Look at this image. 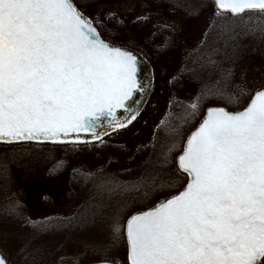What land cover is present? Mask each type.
Here are the masks:
<instances>
[{
  "label": "snow or ice",
  "instance_id": "obj_1",
  "mask_svg": "<svg viewBox=\"0 0 264 264\" xmlns=\"http://www.w3.org/2000/svg\"><path fill=\"white\" fill-rule=\"evenodd\" d=\"M215 4L218 14L264 13V0ZM138 66L73 0H0V141L100 139L105 119L125 127ZM178 165L190 177L183 191L114 225L129 264H264V90L242 111L209 109Z\"/></svg>",
  "mask_w": 264,
  "mask_h": 264
},
{
  "label": "rangeland",
  "instance_id": "obj_2",
  "mask_svg": "<svg viewBox=\"0 0 264 264\" xmlns=\"http://www.w3.org/2000/svg\"><path fill=\"white\" fill-rule=\"evenodd\" d=\"M90 12L89 16L99 24L107 22L110 14L116 15L125 23L129 22L128 25L132 21L131 18H144L148 14L142 0H121L112 4L99 5ZM214 16L215 12L210 11L198 23H189L183 16L176 15L166 17L165 23L176 33L177 39L189 36V40L196 44L203 40ZM108 27L110 29H107L108 38L106 40L131 46L128 44L129 35L126 32H115L112 30L113 26ZM139 51L149 58L153 66L154 86L148 104L129 127L94 143L74 142L28 146L0 144V181L5 174L9 180L8 191L6 195L0 191L2 195L0 198H8L7 194L10 192L9 195L14 197V201L21 206L20 210L30 222L56 219L64 223L78 218V224L81 227L78 229L74 224L71 225L73 230H70V233L74 234L73 236L80 240L84 237L85 241L90 243L93 232L97 230V226H100L108 230L107 235L110 234V239L106 243L109 245L114 241L111 231L114 230L116 224L113 221L115 214L122 213L121 211L126 209L130 202H133L135 206L140 205L149 197H154V194L161 196L164 191L172 193L185 184L186 175L180 178L171 175V170L175 169L173 149L164 155L165 158L170 157V159L164 162L165 171L159 176V185L150 187L145 183L146 180L143 181L145 177L147 179L148 175L149 177L152 175L146 171L147 164L152 154L156 128L168 112L171 93L169 77L177 69L178 63L175 58L168 56L161 58L162 61L154 65L155 55L152 51ZM263 86L264 59L245 60L238 68L232 89L236 106L230 109H240L247 105L254 92ZM180 132L183 133V128ZM92 177L101 181L106 180L110 184L107 185V192L104 196V198L108 196L109 198L100 205L96 202L93 208L91 204L90 206L85 205L86 197L89 202L95 201L96 196L91 194L97 193V190L92 192L90 189H94L93 185L88 183L93 181ZM165 181L169 182L167 187L163 184ZM87 186L89 189L86 195ZM1 187L6 188L0 183ZM4 203L3 205H7L10 202ZM11 208L14 209V206L12 205ZM102 211L105 213H101ZM9 221L10 217L0 214V227ZM62 225L67 226V224ZM102 240H105V237ZM0 250L6 258L12 260L11 264H18L19 258L23 257L22 246L13 237L0 236ZM94 250L98 249H85L77 242L54 247L43 263L87 264L102 260L117 263L111 259L96 258Z\"/></svg>",
  "mask_w": 264,
  "mask_h": 264
},
{
  "label": "trees",
  "instance_id": "obj_3",
  "mask_svg": "<svg viewBox=\"0 0 264 264\" xmlns=\"http://www.w3.org/2000/svg\"><path fill=\"white\" fill-rule=\"evenodd\" d=\"M74 1L82 11L90 15V11L96 6L112 4L121 0ZM142 1L145 3V10L148 12L146 17L131 18L132 21L128 25L129 22L125 23L116 15L110 14L107 22L100 24L96 22V25L105 39L108 38L107 29H110L108 26H113L112 30L115 32H126L129 35V45L138 50H149L154 53V65L162 61L161 58L168 56L175 58L178 63L177 69L169 77L171 93L168 101V112L156 128L152 154L147 164L146 171L152 175L143 179L150 187L151 185L154 187L159 185L160 174H164L166 165L164 162L170 159V157L165 158L164 155L168 154L169 150L173 149L174 154L175 169L171 170L172 177L180 178L184 175L177 167L176 157L183 149L188 133L209 106L214 104L225 105L229 108L236 106L232 89L239 66L250 58L264 59V13L259 11L247 12L240 17H233L225 13L218 14L213 0ZM210 11L215 12L214 19L203 40L196 44L189 40V36L177 39L176 33L165 23L166 17L176 15L183 16L189 23H198ZM193 103L197 105L196 109L191 108ZM181 128H183L182 134ZM28 145L32 144L12 146ZM92 178L93 181L88 183L93 185L92 188L94 189H90L92 192L97 190V193L91 194L96 196L95 201L89 202L88 197H86L85 205L90 206L91 204L93 208L96 202L100 205L101 202L109 198V196L106 198L104 196L107 192V185L110 184L106 180L101 181ZM0 183L6 186L4 189L0 188V191L6 195L9 184L6 174L5 177L3 175ZM163 184L167 187L169 182L165 181ZM88 189L87 186L86 195ZM176 191L177 189L172 193ZM9 194L10 192L7 194L8 198H0V214L10 217L9 222L1 225L0 236L13 237L22 246L23 257L22 260L19 258L18 264H45L43 263L45 258L54 247L66 246L74 242L80 243L85 249H98L94 250L96 258L115 260L118 264H129L127 242L123 230L119 234L115 233L114 230L111 231L114 235L112 238L114 241L107 245L106 243L110 239V234L107 235L108 230L97 226V230L93 232L89 243L85 241L84 237L80 240L70 233V230H73L71 229L73 224L80 229L78 218L64 223L56 219L30 222L20 210L21 206H18L14 197ZM170 194L171 192L165 193V191L161 196L154 194V197H149L136 206L130 202V205L121 211L122 213L114 215L113 221L120 225L124 221V225L127 218L137 209L152 206ZM0 196L2 197V195ZM4 202L10 203L3 205ZM12 205L14 209L11 208ZM105 211L101 213H105ZM62 224H67V226ZM103 237L105 240H102ZM7 259L11 263L12 260Z\"/></svg>",
  "mask_w": 264,
  "mask_h": 264
},
{
  "label": "water",
  "instance_id": "obj_4",
  "mask_svg": "<svg viewBox=\"0 0 264 264\" xmlns=\"http://www.w3.org/2000/svg\"><path fill=\"white\" fill-rule=\"evenodd\" d=\"M73 2L75 3V1L73 0ZM215 2V0H214ZM76 4V3H75ZM77 5V4H76ZM216 5V4H215ZM78 7V6H77ZM78 9L86 16L88 17L90 20H92L88 15H86L79 7ZM255 10H252V11H246V12H253ZM245 12V13H246ZM224 13H229V12H224ZM231 14V13H230ZM244 14V13H243ZM233 15V14H232ZM242 15V14H240ZM233 16H239V15H233ZM93 24L96 26L95 22L92 20ZM97 28V31L100 33L98 27L96 26ZM101 35V33H100ZM101 38H103V36L101 35ZM105 42H108L114 46H117V47H122L124 49H128V50H131L133 51L139 58V66H138V80L140 82V85H141V89L142 90H139L137 91L133 97L127 101V106L128 108L131 110V112H135L137 113L136 114V118L134 120L131 121V123H128L125 127L123 128H119V129H111L109 128L107 125H108V120L105 119V120H102L101 123L97 126V129L96 131L98 133L101 134V138L100 139H96L93 137L92 133H85V132H81L79 133V137H80V140L81 141H88V142H98L104 138H106L107 136L117 132V131H120V130H123L127 127H129L133 122H135L137 120V118L139 117V115L142 113V111L144 110V108L146 107V105L148 104L150 98H151V95H152V91H153V86H154V70H153V66L149 60V58L144 54L142 53L141 51L131 47V46H128V45H125V44H118V43H115V42H111V41H108L106 39H104ZM260 90H264V86L257 89L253 96L251 97L250 101L248 102L247 105H245L244 107L240 108V109H230L224 105H212V106H209L204 115L202 116V118L200 119V121L198 122V124L195 126V128L188 134L186 140H185V143H184V147L182 149V151L179 153V155L177 156L176 158V162H177V166L179 168V165H178V158L180 155L183 154V150L184 148L186 147L187 145V141L188 139L191 137V135L199 128L200 124L205 120L207 119V114H208V111L209 109H212V108H223L225 109V111H229V112H238V111H242L244 110L251 102L252 99H254V96L255 94L260 91ZM130 115V112L129 111H125L124 109H118L117 110V116L118 118H120L121 120H126ZM107 133V134H103V133ZM75 136L76 134H72L67 140H64L63 142H54V141H49V140H40V141H37V140H20V141H14V142H4V141H0V143H5V144H19V143H36V144H58V143H64V142H77L75 140ZM180 169V168H179ZM180 171H182L180 169ZM183 172V171H182ZM185 173V172H183ZM187 175V182L185 183V185L180 188L177 192L165 197L163 200H160L159 202H157L156 204L148 207V208H144V209H139L137 211H135L133 214H136V213H139V212H143V211H147V210H150L152 209L153 207H156L159 205L160 202L166 200V199H169L171 197H173L174 195H177L179 194L181 191L184 190V188L186 187L187 183L190 181V177L188 176L187 173H185ZM131 214L128 219L133 215ZM127 219V220H128ZM127 223V221H126ZM126 225V224H125ZM125 236H126V233H125ZM127 241V239H126ZM0 256H3L5 259L6 257L2 254V252L0 251ZM105 261L107 262V264H116L115 262L113 261H109V260H102V261H97V262H89L87 264H105ZM6 264H10L8 262V260L6 259Z\"/></svg>",
  "mask_w": 264,
  "mask_h": 264
},
{
  "label": "bare ground",
  "instance_id": "obj_5",
  "mask_svg": "<svg viewBox=\"0 0 264 264\" xmlns=\"http://www.w3.org/2000/svg\"><path fill=\"white\" fill-rule=\"evenodd\" d=\"M214 1V0H213ZM214 5H215V2H214ZM215 8L217 9V7H216V5H215ZM225 14H229V15H231V16H233L232 14H230V13H225ZM245 14V13H244ZM243 15V14H242ZM242 15H239V16H233V17H240V16H242Z\"/></svg>",
  "mask_w": 264,
  "mask_h": 264
}]
</instances>
